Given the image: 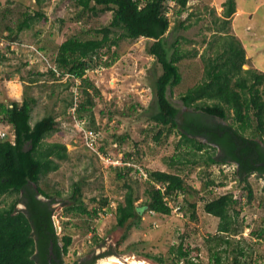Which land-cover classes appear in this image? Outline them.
Returning <instances> with one entry per match:
<instances>
[{"label": "trees", "instance_id": "trees-1", "mask_svg": "<svg viewBox=\"0 0 264 264\" xmlns=\"http://www.w3.org/2000/svg\"><path fill=\"white\" fill-rule=\"evenodd\" d=\"M188 1L72 0L74 6L80 8V12L76 13L77 18L87 13L110 11L111 20L107 26L93 31L94 38L82 40L70 37L62 42L58 47L55 64L61 71L59 76L67 73L69 79L80 81L78 85L73 82L79 92L69 103L67 118L75 126L76 120L84 121L85 128L95 131L97 140L92 150H89L97 156V152L107 153V149L99 136L100 131L90 127L86 118L94 107V94L98 93L85 73L98 65L93 60L97 54L99 61L106 67L112 63L111 60L106 62L108 51L101 52L107 44L117 46L121 40L141 37L149 41L147 54L161 68V73L153 83L155 111L149 117L152 123L161 128L155 139L163 131H175L179 135V145L191 147L193 155L203 153L199 157L206 167L216 164L234 166L239 183L236 190L216 196L214 191L225 187L224 184L219 180L207 179L202 189L211 198H202V201L204 212L219 220V236L215 238L218 241L216 245L212 242V245L218 246L220 250H212L214 263L220 264L221 254L229 253L232 255L231 264H241L246 258H249V262L252 259L248 248L243 247L239 240L232 242L231 234L236 231L237 218L243 204L249 203L253 197L248 177L256 175L264 179V72L248 61L241 41L228 33L236 1L225 0L221 17L214 19L216 29L213 35L217 36L214 40L221 41L219 50H214V56H210L208 50L201 55V82L180 96L182 104L192 110L180 114L179 109L170 102L168 91L182 83L179 64L185 60L188 52L183 50L177 39L170 44L166 43L165 37L170 28L166 14L176 8V15L180 16L186 10ZM42 2L36 0L38 5ZM21 17L16 32L6 27L11 41L15 39L12 38L14 32L30 29L35 22L46 19L42 11L24 12ZM178 27L187 29L189 26L180 21ZM114 29L116 33L110 37ZM208 48L213 49L212 42ZM190 54L194 57L197 52L194 50ZM110 58L117 59V53L112 52ZM244 66L247 68L243 69ZM81 94H84L82 101L79 100ZM35 103L34 98L25 96L20 103H0V120L10 125L13 135L12 139L8 135L0 137V200L3 197L11 198L6 205L0 203V264H67L64 257L73 243L70 234L59 236L53 220V205L60 193L40 184L42 178L59 169L56 161L68 158L64 142H45L51 134H61V123L56 120V116L46 115L31 124L32 106ZM72 107L75 109L74 114L70 112ZM79 134L82 137V133ZM122 139L117 137L116 141L121 143ZM81 140L84 144L83 138ZM116 149H113L114 157L117 156ZM122 160L134 163L131 153H123ZM110 168L115 170L116 178L123 181L125 189L122 201L116 203L115 209L106 198L92 199L95 206L88 208L81 201L80 187L72 184V202L64 212L66 217H84L85 233L90 232L94 242H97L98 235L90 226L92 220L95 221L104 209L112 212L115 224L120 228L129 227L133 220L139 221L141 215L146 213L196 220V203L187 197L197 195L198 192L186 184L180 175L144 169L148 178L140 180L134 175L135 169L132 167L125 165ZM127 178L145 183V200L142 204H136L135 190ZM169 202L180 205L178 213ZM185 227L178 235L179 243L170 246L167 255L152 257L157 264H203L200 260L201 249L186 245V237L191 235V231L187 232L189 225ZM252 235L264 240V227L252 232ZM97 258L94 255L89 258L79 257L69 264H95ZM261 260L257 255L253 264Z\"/></svg>", "mask_w": 264, "mask_h": 264}, {"label": "rangeland", "instance_id": "rangeland-1", "mask_svg": "<svg viewBox=\"0 0 264 264\" xmlns=\"http://www.w3.org/2000/svg\"><path fill=\"white\" fill-rule=\"evenodd\" d=\"M235 1L237 10L231 17L228 33L241 41L250 63L261 65L264 56V0ZM224 2L189 0L186 10L180 16L176 15V8L169 14L170 28L165 37L166 43L170 44L177 39L183 50L188 52V56L179 64L182 83L168 91L170 102L179 109L180 114L192 110L182 104L180 96L201 82V55L208 50L209 55L214 56V50H219L221 41L215 39V42L214 37L217 36L213 35L216 29L214 19L221 17ZM33 11H42L46 19L35 22L30 29L15 33L21 14ZM78 12L80 8L75 7L72 0H43L40 5L36 0H0V103H20L24 96L31 97L36 100L32 106L31 124L46 115L56 116V120L61 123V134H51L45 142H64L68 158L56 161L59 169L42 178L40 184L60 193L53 205V220L60 237L70 234L73 239L64 262L69 264L79 257L94 255L98 256L95 264H133L136 261L157 264L152 257L167 255L169 247L179 243L181 230L189 225L187 232L191 231V235L186 237V245L201 249L200 260L203 264H215L212 250L219 251L220 248L213 247L212 242L216 245L218 241L215 238L219 236V220L204 212L202 198L206 200L211 197L202 186L207 179H214L225 186L214 191L216 196L236 190L239 183L234 166L216 164L206 167L199 157L203 153L193 155L191 147L179 145V135L175 131H163L155 139L161 128L152 123L149 117L155 111L153 83L161 73V68L147 54L149 41L142 37L121 40L117 46L109 43L102 48L101 52L108 51L106 62L112 61L107 67L99 61L98 54L94 57V63L98 65L87 70L85 77L98 94L93 93L94 107L86 118L90 127L100 131L99 136L108 153L114 155V147L111 149V145L116 143L117 156L131 153L134 163L147 171L180 175L186 184L198 192L197 195L187 197L196 203L197 218L195 221H186L175 215L168 217L146 213L141 215L139 221L133 220L129 227L120 228L116 226L112 212L104 209L95 221L92 220L90 226L98 235L97 242H94L91 233H85L84 217H66L65 208L72 202V184L80 187L81 201L88 208L95 206L92 199L106 198L115 209L116 203L122 201L125 193L123 181L116 178L115 170L107 168L94 152L84 146L79 128L67 118L69 103L79 92L73 82L78 85L80 81L69 79L67 73L58 77L61 72L55 64L58 47L70 37L82 40L94 38L93 31L107 26L112 16L110 11H104L87 13L77 18ZM180 21L189 27H178ZM6 27L15 31V36L12 35L14 40L8 38ZM113 32L110 37L115 35L116 30ZM210 42L213 49L208 48ZM194 50L197 55L193 57L190 53ZM112 52L117 53V59L110 58ZM51 71H54L55 76ZM79 100H84V94L80 95ZM1 133L13 138L10 125L0 120ZM117 137L123 138L121 143L116 141ZM127 179L135 190L136 204H142L145 200V183ZM247 182L253 197L249 203L243 204L231 240H239L249 250L252 261L246 258L241 264L255 263L257 255L262 259L259 262L264 264V240L252 235V232L264 227V179L251 175ZM10 200V197H3L0 203L6 205ZM207 246L211 249L208 250ZM113 257L116 263H111ZM221 257L220 264H231V254L224 253Z\"/></svg>", "mask_w": 264, "mask_h": 264}, {"label": "built area", "instance_id": "built-area-1", "mask_svg": "<svg viewBox=\"0 0 264 264\" xmlns=\"http://www.w3.org/2000/svg\"><path fill=\"white\" fill-rule=\"evenodd\" d=\"M171 11H169L166 16L169 18V14ZM67 76V75H66ZM74 107H72L70 109V112L72 114H74ZM73 119H75L73 117ZM76 120V119H75ZM76 125L79 127L80 132L82 133V138L84 140V144L85 146H87L88 148H90L92 150V145L93 143L97 140V134L95 133V131L91 130V129H87L84 127V121H75ZM4 133L0 134V137H4ZM113 147H116V145L114 144ZM97 156L98 159L101 160L103 162V164L107 165V168L110 167H116V166H129L132 167L133 169H135V176L140 179V180H147L148 176H147V172L140 166H137L136 164H134L133 162H124V160H122V155L120 156H113L110 153H101V152H97ZM225 166V165H224ZM172 206H174V211L178 213L179 211V207L180 205L174 203V202H169ZM180 214V213H179ZM259 264H262L261 262H259Z\"/></svg>", "mask_w": 264, "mask_h": 264}, {"label": "crops", "instance_id": "crops-1", "mask_svg": "<svg viewBox=\"0 0 264 264\" xmlns=\"http://www.w3.org/2000/svg\"><path fill=\"white\" fill-rule=\"evenodd\" d=\"M237 10V9H236ZM239 12V11H238ZM241 12H239V14H240ZM261 65H257V64H255L254 66L258 69V70H261V71H263L264 72V56L261 58Z\"/></svg>", "mask_w": 264, "mask_h": 264}, {"label": "bare ground", "instance_id": "bare-ground-1", "mask_svg": "<svg viewBox=\"0 0 264 264\" xmlns=\"http://www.w3.org/2000/svg\"><path fill=\"white\" fill-rule=\"evenodd\" d=\"M110 260H111V263L112 262H115L116 263V261H117L115 257L111 258ZM133 264H146V263L141 262V261H139V262L136 261V262H133Z\"/></svg>", "mask_w": 264, "mask_h": 264}, {"label": "flooded vegetation", "instance_id": "flooded-vegetation-1", "mask_svg": "<svg viewBox=\"0 0 264 264\" xmlns=\"http://www.w3.org/2000/svg\"><path fill=\"white\" fill-rule=\"evenodd\" d=\"M89 257H91V256H87V258H89Z\"/></svg>", "mask_w": 264, "mask_h": 264}, {"label": "water", "instance_id": "water-1", "mask_svg": "<svg viewBox=\"0 0 264 264\" xmlns=\"http://www.w3.org/2000/svg\"><path fill=\"white\" fill-rule=\"evenodd\" d=\"M39 198H41L42 199V197L40 196Z\"/></svg>", "mask_w": 264, "mask_h": 264}, {"label": "clouds", "instance_id": "clouds-1", "mask_svg": "<svg viewBox=\"0 0 264 264\" xmlns=\"http://www.w3.org/2000/svg\"><path fill=\"white\" fill-rule=\"evenodd\" d=\"M58 77H59V75H58Z\"/></svg>", "mask_w": 264, "mask_h": 264}]
</instances>
